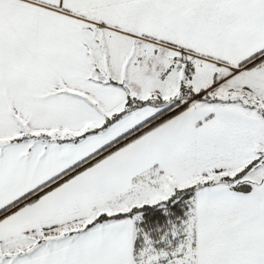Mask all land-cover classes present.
<instances>
[{
    "label": "snow or ice",
    "instance_id": "snow-or-ice-1",
    "mask_svg": "<svg viewBox=\"0 0 264 264\" xmlns=\"http://www.w3.org/2000/svg\"><path fill=\"white\" fill-rule=\"evenodd\" d=\"M0 264H264V0H0Z\"/></svg>",
    "mask_w": 264,
    "mask_h": 264
}]
</instances>
